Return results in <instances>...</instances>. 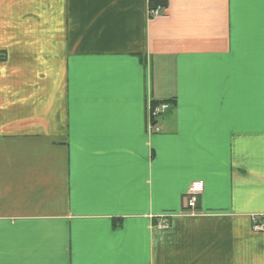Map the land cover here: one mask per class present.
Segmentation results:
<instances>
[{
	"label": "crops",
	"instance_id": "1",
	"mask_svg": "<svg viewBox=\"0 0 264 264\" xmlns=\"http://www.w3.org/2000/svg\"><path fill=\"white\" fill-rule=\"evenodd\" d=\"M0 55V264H264V0H0Z\"/></svg>",
	"mask_w": 264,
	"mask_h": 264
},
{
	"label": "built area",
	"instance_id": "2",
	"mask_svg": "<svg viewBox=\"0 0 264 264\" xmlns=\"http://www.w3.org/2000/svg\"><path fill=\"white\" fill-rule=\"evenodd\" d=\"M164 12V7L161 4H157L148 9V16L151 19L159 17ZM169 109V105L166 102H152L147 103L146 112V130L149 134H156L159 132L157 121L161 118ZM203 192V185L200 182H193L190 184L187 192L182 197V207L188 213H194L196 211L198 198ZM252 229L257 233H264V216L251 217ZM165 222H162V227L165 228Z\"/></svg>",
	"mask_w": 264,
	"mask_h": 264
}]
</instances>
